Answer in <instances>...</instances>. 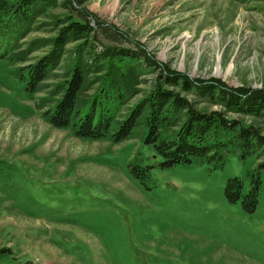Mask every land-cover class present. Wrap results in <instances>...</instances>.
<instances>
[{"label": "rangeland", "instance_id": "374dc122", "mask_svg": "<svg viewBox=\"0 0 264 264\" xmlns=\"http://www.w3.org/2000/svg\"><path fill=\"white\" fill-rule=\"evenodd\" d=\"M69 19L90 20L93 33L70 40L29 94L21 67L48 53ZM9 36L12 60L0 62V264H264L263 148H234L222 168L200 160L166 167L144 142V123L115 143L79 138L43 115L76 65L83 97L96 91L105 66L86 54L101 46L142 49L162 66L124 70L122 116L163 83L164 66L194 81L264 89V0H52ZM184 95L200 111L264 126L261 115ZM175 117L163 136H175L185 118ZM232 178L244 185L236 202L226 195ZM256 179L250 211L243 201Z\"/></svg>", "mask_w": 264, "mask_h": 264}, {"label": "trees", "instance_id": "16d2710c", "mask_svg": "<svg viewBox=\"0 0 264 264\" xmlns=\"http://www.w3.org/2000/svg\"><path fill=\"white\" fill-rule=\"evenodd\" d=\"M51 1L0 0V62L12 60L9 35L18 26L33 21L36 6ZM69 20L48 53L36 62L21 67L19 80L25 83V90L29 94H35L49 72L59 65L64 47L70 40H81L93 33L90 20ZM80 48L76 49L77 52L83 50ZM87 56L95 66H105L103 70L106 72L101 76L103 81H99L94 93L84 98L85 72L80 65L74 66L63 86L62 96L52 107L43 111L53 127L70 128L79 138L110 139L118 143L131 136L133 130L144 123L147 127L144 142L155 147L164 158L162 165L166 167L192 164L200 160L215 168H222L234 148H241L245 152L255 148L264 149V126L241 125L238 120L227 119L221 111H200L184 95L195 93L237 113L261 115L264 119L263 88L247 90L243 87L238 91L226 87L220 80L194 81L188 75L164 66V72L162 70L160 73L164 76L163 83H157L148 96L122 116V107L128 103L130 87V82L124 77V70L129 66H133L131 70L135 69L138 62H141L138 67L142 68L153 67L159 70L162 66L153 55H148L142 49L105 47L101 52L89 49ZM19 61H24L22 56ZM164 85L179 88L183 96L180 92L164 88ZM180 113L185 118L175 136H163L162 129L171 124L170 116L175 117ZM259 183L260 179L254 180L253 187L243 201L244 207L250 211L256 207ZM243 189V182L232 178L226 186V195L232 202H236L243 195Z\"/></svg>", "mask_w": 264, "mask_h": 264}, {"label": "built area", "instance_id": "2783aa9c", "mask_svg": "<svg viewBox=\"0 0 264 264\" xmlns=\"http://www.w3.org/2000/svg\"><path fill=\"white\" fill-rule=\"evenodd\" d=\"M97 52H101L103 50V47H98L97 49H95Z\"/></svg>", "mask_w": 264, "mask_h": 264}]
</instances>
